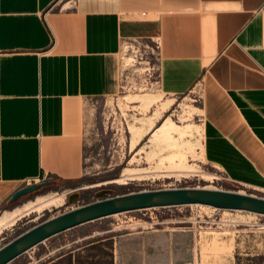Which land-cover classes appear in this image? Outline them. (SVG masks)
<instances>
[{
  "label": "crops",
  "instance_id": "1",
  "mask_svg": "<svg viewBox=\"0 0 264 264\" xmlns=\"http://www.w3.org/2000/svg\"><path fill=\"white\" fill-rule=\"evenodd\" d=\"M135 38L156 45L162 96L195 90L205 162L264 190V0H0V213L30 179L80 178L85 101L116 92ZM157 245L98 237L42 264H144ZM230 263L264 264V234Z\"/></svg>",
  "mask_w": 264,
  "mask_h": 264
},
{
  "label": "rangeland",
  "instance_id": "2",
  "mask_svg": "<svg viewBox=\"0 0 264 264\" xmlns=\"http://www.w3.org/2000/svg\"><path fill=\"white\" fill-rule=\"evenodd\" d=\"M157 59L153 42L147 39L121 42L116 92L85 101L80 178L70 183L49 180L47 185L9 203L5 211L37 196L64 193L61 207L28 213L1 229L0 247L45 218L124 193L210 188L264 198L263 189L233 181L205 162L199 146L201 116L194 108L198 105L195 90L162 96L157 84ZM166 120L170 123L165 125ZM122 172L130 177L117 180ZM100 189L103 193L95 196ZM73 192L77 198L66 202L67 195ZM139 231L149 232L158 242L144 264H231L232 241L263 235L264 215L203 205L121 212L54 234L6 264H42L75 244L105 236L117 241ZM83 236L87 237L77 240ZM243 246L244 242L236 249ZM120 262L118 256L117 264Z\"/></svg>",
  "mask_w": 264,
  "mask_h": 264
},
{
  "label": "water",
  "instance_id": "3",
  "mask_svg": "<svg viewBox=\"0 0 264 264\" xmlns=\"http://www.w3.org/2000/svg\"><path fill=\"white\" fill-rule=\"evenodd\" d=\"M47 181L23 185L8 197V203L26 195ZM103 190L96 191L100 196ZM77 198V193L67 195L66 202ZM204 205L214 209L246 211L264 215V198L231 190L210 188H163L119 194L100 198L45 218L6 242L0 247V264L18 256L42 240L74 226L121 212L153 207Z\"/></svg>",
  "mask_w": 264,
  "mask_h": 264
},
{
  "label": "bare ground",
  "instance_id": "4",
  "mask_svg": "<svg viewBox=\"0 0 264 264\" xmlns=\"http://www.w3.org/2000/svg\"><path fill=\"white\" fill-rule=\"evenodd\" d=\"M170 121L166 120V124H169ZM164 126L156 128L157 131H160ZM142 173V172H141ZM130 174L122 172L119 179L124 180ZM130 177V176H129ZM115 180V181H117ZM63 196L64 193H47L41 196H37L35 199L25 202L24 204L15 207L12 210L5 211L0 216V230L10 226L13 222L31 212H41L43 210H49L51 208H58L63 205ZM204 206V205H203ZM209 207V206H208ZM224 210V209H221Z\"/></svg>",
  "mask_w": 264,
  "mask_h": 264
},
{
  "label": "built area",
  "instance_id": "5",
  "mask_svg": "<svg viewBox=\"0 0 264 264\" xmlns=\"http://www.w3.org/2000/svg\"><path fill=\"white\" fill-rule=\"evenodd\" d=\"M153 47L155 49L156 45L155 43H153ZM51 179L50 175H42V177H36L34 179H30L29 181H27L25 184H37L41 181H49Z\"/></svg>",
  "mask_w": 264,
  "mask_h": 264
}]
</instances>
